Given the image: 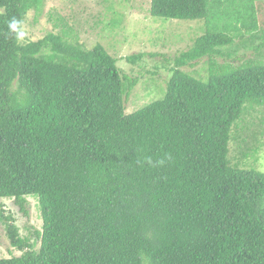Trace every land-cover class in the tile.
Segmentation results:
<instances>
[{
  "label": "trees",
  "instance_id": "trees-1",
  "mask_svg": "<svg viewBox=\"0 0 264 264\" xmlns=\"http://www.w3.org/2000/svg\"><path fill=\"white\" fill-rule=\"evenodd\" d=\"M263 1L151 0L153 16L204 29L232 20L173 58L163 98L126 113L137 80L104 45L66 28L17 42L7 21L25 26L44 0H0V225L20 251L0 264H264V171L251 167L264 149ZM241 47L258 54L238 61ZM29 196L36 240L5 209L27 214Z\"/></svg>",
  "mask_w": 264,
  "mask_h": 264
},
{
  "label": "rangeland",
  "instance_id": "rangeland-1",
  "mask_svg": "<svg viewBox=\"0 0 264 264\" xmlns=\"http://www.w3.org/2000/svg\"><path fill=\"white\" fill-rule=\"evenodd\" d=\"M150 1L44 0L39 17H36L32 10L25 28L28 38L32 40H38L51 31L63 33L66 28V38L69 37L86 48H94L98 43L104 45L118 59L123 76L137 80L131 93L125 94H129L127 98L125 96L126 113H131L164 97L167 81L172 75L171 68L175 64L173 58L190 48L196 38L203 35V30L206 33L217 23L226 25L232 20L229 15L214 17L209 27L204 29L205 23L200 21L201 19L153 16ZM256 9L258 23L264 26V1L257 5ZM238 42L237 40L234 45L237 44V48ZM244 52L246 56H243ZM134 54L135 58L131 59L130 56ZM257 54L258 51L254 48L241 47L237 53V56H240L238 61L247 57L255 58ZM218 58L223 60L221 55H218ZM203 66L205 64L200 62L195 67L184 68L200 70L205 69ZM13 89H19L17 82L14 83ZM259 155L256 163L257 156L253 157L256 167H251L264 171V149ZM249 159L250 157L248 162ZM5 209L8 213L13 212L23 236L37 239V232L43 226L37 198L28 197L27 214L21 211L12 199L5 200ZM39 245L40 241L37 242V247ZM15 254H20V251L11 246L4 228L1 227L0 257Z\"/></svg>",
  "mask_w": 264,
  "mask_h": 264
},
{
  "label": "clouds",
  "instance_id": "clouds-1",
  "mask_svg": "<svg viewBox=\"0 0 264 264\" xmlns=\"http://www.w3.org/2000/svg\"><path fill=\"white\" fill-rule=\"evenodd\" d=\"M7 29L9 33L13 35L14 39L17 42L25 41L26 39H28V32L24 26L23 20L21 19L12 17L10 20L7 21ZM147 162L151 164V158H147ZM158 163L163 164L164 161L160 160Z\"/></svg>",
  "mask_w": 264,
  "mask_h": 264
}]
</instances>
